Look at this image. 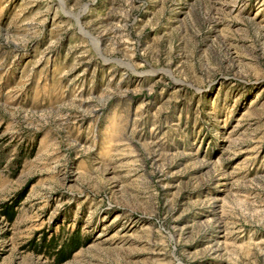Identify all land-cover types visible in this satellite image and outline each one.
I'll return each instance as SVG.
<instances>
[{
    "label": "rangeland",
    "instance_id": "obj_1",
    "mask_svg": "<svg viewBox=\"0 0 264 264\" xmlns=\"http://www.w3.org/2000/svg\"><path fill=\"white\" fill-rule=\"evenodd\" d=\"M69 241L264 264V0H0V264Z\"/></svg>",
    "mask_w": 264,
    "mask_h": 264
},
{
    "label": "trees",
    "instance_id": "obj_2",
    "mask_svg": "<svg viewBox=\"0 0 264 264\" xmlns=\"http://www.w3.org/2000/svg\"><path fill=\"white\" fill-rule=\"evenodd\" d=\"M6 209H7L6 215L9 218V221L13 222L15 220V217H16L15 212L13 211L12 208H6ZM61 246L63 249L60 251H57L56 249L58 247L56 244L50 245L51 249H49V251H51V254L55 258V260L57 262L56 264H61V263L65 262L66 258H65L64 253L66 252V250H70V252H73V251L75 252L78 249L79 242L78 241H69L67 243H63ZM44 247H45V245H44Z\"/></svg>",
    "mask_w": 264,
    "mask_h": 264
}]
</instances>
